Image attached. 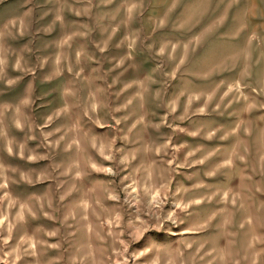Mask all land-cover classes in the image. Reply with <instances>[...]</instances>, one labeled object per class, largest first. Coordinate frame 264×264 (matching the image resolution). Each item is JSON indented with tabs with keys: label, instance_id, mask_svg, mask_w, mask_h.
I'll return each mask as SVG.
<instances>
[{
	"label": "rangeland",
	"instance_id": "rangeland-1",
	"mask_svg": "<svg viewBox=\"0 0 264 264\" xmlns=\"http://www.w3.org/2000/svg\"><path fill=\"white\" fill-rule=\"evenodd\" d=\"M0 264H264V0H0Z\"/></svg>",
	"mask_w": 264,
	"mask_h": 264
},
{
	"label": "crops",
	"instance_id": "crops-1",
	"mask_svg": "<svg viewBox=\"0 0 264 264\" xmlns=\"http://www.w3.org/2000/svg\"><path fill=\"white\" fill-rule=\"evenodd\" d=\"M153 156H154V154H153ZM73 165H75V164H73ZM74 172V171H73ZM83 174H85V172H83ZM73 175H74V173L72 174V177H73ZM91 178H93V177H91ZM90 181H89V183H88V185H91V187H92V185H93V183H95L96 181L94 180V179H89ZM73 184V183H72ZM94 188V187H93ZM75 195H72V198L74 197ZM79 203H73L72 202V209H77V205H78ZM42 262H45V259H43L42 258Z\"/></svg>",
	"mask_w": 264,
	"mask_h": 264
}]
</instances>
